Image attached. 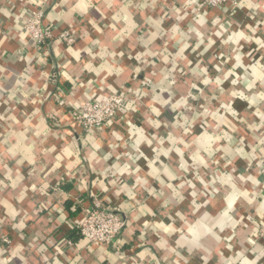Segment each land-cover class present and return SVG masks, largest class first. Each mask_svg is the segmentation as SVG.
Listing matches in <instances>:
<instances>
[{"label":"crops","instance_id":"obj_1","mask_svg":"<svg viewBox=\"0 0 264 264\" xmlns=\"http://www.w3.org/2000/svg\"><path fill=\"white\" fill-rule=\"evenodd\" d=\"M200 1L0 0V264H264V0ZM95 198L126 221L108 247L70 239Z\"/></svg>","mask_w":264,"mask_h":264},{"label":"built area","instance_id":"obj_2","mask_svg":"<svg viewBox=\"0 0 264 264\" xmlns=\"http://www.w3.org/2000/svg\"><path fill=\"white\" fill-rule=\"evenodd\" d=\"M230 0H201L198 9L211 8L223 9ZM44 9L31 12L25 19L24 29L30 42L38 51L47 50L54 39L51 26L44 21ZM1 30V24H0ZM60 40L72 46L76 43L75 30H67L61 33ZM131 100L120 93H112L103 100L92 99L84 102L79 108L70 112L72 122L80 127L86 134L98 132L108 126L111 121L124 110ZM126 227V221L121 215L120 209L95 198L91 209L83 220L76 224L75 229L83 240L98 247H108L118 240ZM259 237L264 239V226L260 229ZM5 243H10L4 239ZM69 246L74 243L67 241Z\"/></svg>","mask_w":264,"mask_h":264},{"label":"trees","instance_id":"obj_3","mask_svg":"<svg viewBox=\"0 0 264 264\" xmlns=\"http://www.w3.org/2000/svg\"><path fill=\"white\" fill-rule=\"evenodd\" d=\"M71 207V205H69L67 208H66V210H67V212H69V213H73V212H76V211H79V209H75V208H70ZM73 237L72 236H70V239L71 240H73L74 242L75 241H77V240H79L81 237H80V235H79V233L77 232V230H74L73 231Z\"/></svg>","mask_w":264,"mask_h":264}]
</instances>
